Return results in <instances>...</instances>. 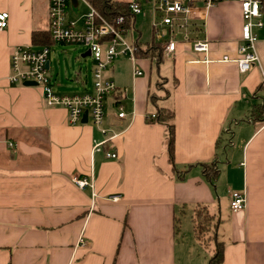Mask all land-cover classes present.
Segmentation results:
<instances>
[{
  "label": "crops",
  "instance_id": "1",
  "mask_svg": "<svg viewBox=\"0 0 264 264\" xmlns=\"http://www.w3.org/2000/svg\"><path fill=\"white\" fill-rule=\"evenodd\" d=\"M79 1L67 0L71 19L87 12L69 14ZM0 12L9 14L0 31V264H208L215 241L221 264H264V5L259 63L246 73L222 61L238 57L237 2L193 21L191 37L209 42L208 62L186 43L158 65L137 57L141 76L130 60H116L105 73L117 88L105 103V126L118 137L99 152L93 146L102 136L91 124L70 126L64 109L46 107L39 87L8 81L14 48L48 32V0H0ZM149 17L150 40L136 18L130 34L143 46L153 38L151 10ZM64 79L70 84L51 81L58 94L91 89V70ZM70 86L81 92L58 89ZM149 93L174 111V167L166 127L147 120L155 112ZM90 176L92 189L72 182ZM234 192L245 195L242 211L230 209ZM199 208L215 221V241L204 246L194 237Z\"/></svg>",
  "mask_w": 264,
  "mask_h": 264
},
{
  "label": "built area",
  "instance_id": "2",
  "mask_svg": "<svg viewBox=\"0 0 264 264\" xmlns=\"http://www.w3.org/2000/svg\"><path fill=\"white\" fill-rule=\"evenodd\" d=\"M87 12L79 19L68 16L67 0H48V33L51 45L34 50L33 46L15 47L10 56V74L8 81L13 85L33 83L43 93L48 108H61L67 112L70 126L82 123L86 115V123L96 128L102 136L100 142H94L93 151L99 152L109 142L118 137L113 130L105 126L106 100L115 95L117 88L105 76L108 68L118 59L126 58L134 65V75L141 76L142 71L136 67L135 41L133 40V18L142 14L141 0L129 3L131 18L126 24L123 17H115L108 21L85 0ZM150 4L152 14V36L161 44L163 55L170 57L176 52L179 43L191 46L194 53H202L208 62L209 42L192 38L195 33L193 21L203 16L213 6L222 2H237L241 8L242 28L235 60L223 57L224 62L236 63L241 73L248 72L259 63L256 53V30L263 27L262 9L264 0H145ZM9 14L0 12V31L8 26ZM131 34V36H130ZM78 46L89 52L92 60L91 89L82 93L58 94L51 82L49 71L50 48L52 46ZM117 117L123 119L126 114L121 105H117ZM154 121L155 115L147 117ZM107 159L116 160L117 155L106 151ZM73 184L80 190L92 189L90 177H74ZM118 197H113L114 202ZM246 199L243 193L234 192L230 198V209L234 212L245 208ZM82 242V240H80Z\"/></svg>",
  "mask_w": 264,
  "mask_h": 264
},
{
  "label": "trees",
  "instance_id": "3",
  "mask_svg": "<svg viewBox=\"0 0 264 264\" xmlns=\"http://www.w3.org/2000/svg\"><path fill=\"white\" fill-rule=\"evenodd\" d=\"M91 7L97 10L108 21H112L115 17L121 16L124 18L126 24H129L131 14L129 10V3H121L115 0H85ZM135 18H133L134 21ZM50 37L48 32H39L32 35L33 47H42L50 45ZM135 56L149 58L154 61L155 64H159L163 60V49L161 44L156 43L152 38L149 44L144 46L139 43H135ZM160 97L149 93V103L155 107V120L153 123L161 124L166 127V151L168 154V160L174 167V111L170 108H164L157 106V102ZM148 117V115H147ZM204 172H207V167L203 166ZM217 175V171L211 170V179H214ZM194 223V237L196 241L204 246L211 241H215L213 233L215 227V221L213 216L204 208L196 210L193 218ZM223 260L222 245L215 241V246L212 251V255L208 260V264H221Z\"/></svg>",
  "mask_w": 264,
  "mask_h": 264
},
{
  "label": "rangeland",
  "instance_id": "4",
  "mask_svg": "<svg viewBox=\"0 0 264 264\" xmlns=\"http://www.w3.org/2000/svg\"><path fill=\"white\" fill-rule=\"evenodd\" d=\"M140 3L142 8V14L136 17L135 29L142 30L143 39L145 37L146 40H150L151 32H147L150 22V4L145 0H141ZM86 10V5L83 2L79 1L77 8H70L68 11L69 14H73L74 16H76L83 12H86ZM143 15H147L146 22L141 21ZM144 33H146V35ZM85 53L86 49L84 47L57 45L53 48H50L48 60L50 62L49 76L51 81L53 83H56V81H58L63 85H69L70 83H68L64 79V76L66 74L69 77L74 76V74L78 72H80L82 76L84 74H89L92 68V60L89 57L82 58L81 56ZM58 89H60L63 93L81 92V88L79 87H59ZM206 252L209 254L210 257L212 253V248H206Z\"/></svg>",
  "mask_w": 264,
  "mask_h": 264
},
{
  "label": "water",
  "instance_id": "5",
  "mask_svg": "<svg viewBox=\"0 0 264 264\" xmlns=\"http://www.w3.org/2000/svg\"><path fill=\"white\" fill-rule=\"evenodd\" d=\"M33 49H34V50H39V49H41V47H33ZM81 57H82V58L89 57V52H86V53L83 54ZM24 86H26V87H34L35 84H33V83H25ZM86 121H87V120H86V115H84L82 123L85 124Z\"/></svg>",
  "mask_w": 264,
  "mask_h": 264
}]
</instances>
